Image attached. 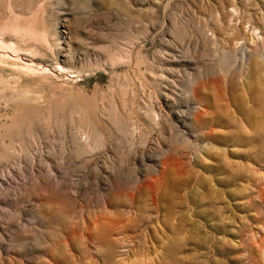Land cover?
I'll return each instance as SVG.
<instances>
[{"label": "rangeland", "instance_id": "374dc122", "mask_svg": "<svg viewBox=\"0 0 264 264\" xmlns=\"http://www.w3.org/2000/svg\"><path fill=\"white\" fill-rule=\"evenodd\" d=\"M263 236L264 0H0V264H264Z\"/></svg>", "mask_w": 264, "mask_h": 264}, {"label": "bare ground", "instance_id": "6f19581e", "mask_svg": "<svg viewBox=\"0 0 264 264\" xmlns=\"http://www.w3.org/2000/svg\"><path fill=\"white\" fill-rule=\"evenodd\" d=\"M260 239V238H259ZM263 241H264V236H263V239H262Z\"/></svg>", "mask_w": 264, "mask_h": 264}]
</instances>
